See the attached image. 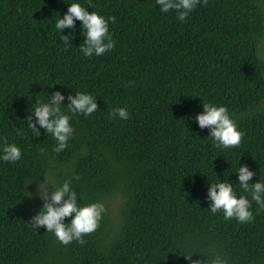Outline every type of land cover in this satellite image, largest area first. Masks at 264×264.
<instances>
[{"label": "trees", "instance_id": "1", "mask_svg": "<svg viewBox=\"0 0 264 264\" xmlns=\"http://www.w3.org/2000/svg\"><path fill=\"white\" fill-rule=\"evenodd\" d=\"M71 2L0 0V141L23 153L0 161V264H189L183 256L213 252L229 264H264V209L253 202L254 219L240 224L212 214L206 199L207 177L237 182L240 159L256 173L252 183L264 179V0H201L183 23L155 0H79L116 17V46L99 57L79 51L80 21L65 30L76 33L74 47L60 41L55 20ZM54 91H87L98 104L72 116L61 153L23 121L35 95ZM202 100L227 106L244 134L239 146L216 148L191 119ZM116 107L129 119H111ZM45 172L57 185L73 178L83 203L105 204L85 244L28 224L43 201L23 196V186L35 193Z\"/></svg>", "mask_w": 264, "mask_h": 264}, {"label": "clouds", "instance_id": "2", "mask_svg": "<svg viewBox=\"0 0 264 264\" xmlns=\"http://www.w3.org/2000/svg\"><path fill=\"white\" fill-rule=\"evenodd\" d=\"M159 6V12L167 14L174 11L177 20L185 22L190 13L196 9L201 0H155ZM68 4L67 12L56 18L55 30L59 34L65 50L73 46L77 38L76 33L66 29H75L76 22L80 21V33L83 42L78 47L85 57L101 56L113 48L116 44L109 29V23H115L116 17H105L98 11H89V7L83 6L79 0H72ZM77 48V47H76ZM33 99L31 97L30 101ZM68 104L65 107L64 101ZM34 103L30 104L26 120H23L31 132L40 137V129L45 130L43 135L51 136L55 141L53 151L63 152L73 138L75 129L71 123L72 116L83 114L91 116L98 110L97 98L87 91H77L65 96L61 91L47 93L46 99L41 98V93L34 96ZM202 111L191 119L197 122L200 129H208L209 136L216 148L228 149L241 144L243 132L231 116L227 106L202 100ZM130 113L126 107H116L109 111L111 119L127 120ZM23 156L19 145L9 142L7 138L0 141V161L16 163ZM235 173L237 182L219 177L209 182L207 177L208 210L212 214L223 212L225 220L236 219L240 224L250 223L253 219L252 203L260 209H264V179L252 183L256 173L247 164L241 163ZM44 179L38 184L35 193L27 191L28 185L23 186L22 195L29 200L39 198L43 201L40 209L31 217L29 225L37 232L45 228L47 233H52L56 239L64 245L77 242L85 244L84 237L97 230L107 212L105 204L101 201L83 203L81 196L72 186V179H65L60 184L52 180V173L45 172ZM204 175V174H203ZM205 176V175H204ZM218 176V175H217ZM78 179V177H74ZM235 189H238L237 192ZM79 197V200H78ZM250 197V199H249ZM66 218L67 219L66 222ZM194 254V253H193ZM193 254L183 256L189 264H229V260L219 252L212 255H204L206 259H193Z\"/></svg>", "mask_w": 264, "mask_h": 264}, {"label": "rangeland", "instance_id": "3", "mask_svg": "<svg viewBox=\"0 0 264 264\" xmlns=\"http://www.w3.org/2000/svg\"><path fill=\"white\" fill-rule=\"evenodd\" d=\"M262 46H264V45H262ZM112 208H113L114 211H117V203H115V204L112 206Z\"/></svg>", "mask_w": 264, "mask_h": 264}]
</instances>
